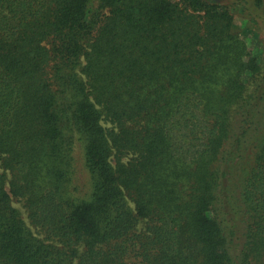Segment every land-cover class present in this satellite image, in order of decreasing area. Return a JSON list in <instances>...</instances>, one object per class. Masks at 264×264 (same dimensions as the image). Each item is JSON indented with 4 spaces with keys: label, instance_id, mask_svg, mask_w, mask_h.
Returning a JSON list of instances; mask_svg holds the SVG:
<instances>
[{
    "label": "trees",
    "instance_id": "16d2710c",
    "mask_svg": "<svg viewBox=\"0 0 264 264\" xmlns=\"http://www.w3.org/2000/svg\"><path fill=\"white\" fill-rule=\"evenodd\" d=\"M0 264H264V0H0Z\"/></svg>",
    "mask_w": 264,
    "mask_h": 264
},
{
    "label": "rangeland",
    "instance_id": "374dc122",
    "mask_svg": "<svg viewBox=\"0 0 264 264\" xmlns=\"http://www.w3.org/2000/svg\"><path fill=\"white\" fill-rule=\"evenodd\" d=\"M241 20V18H238L237 21L239 22ZM263 35V33H261V36ZM15 205L17 207H19L22 211H24L23 207H22V202L20 201H14ZM25 213V212H24ZM26 214V213H25Z\"/></svg>",
    "mask_w": 264,
    "mask_h": 264
}]
</instances>
